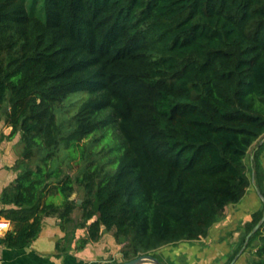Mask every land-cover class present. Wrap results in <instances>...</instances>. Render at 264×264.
Here are the masks:
<instances>
[{"label": "trees", "instance_id": "trees-1", "mask_svg": "<svg viewBox=\"0 0 264 264\" xmlns=\"http://www.w3.org/2000/svg\"><path fill=\"white\" fill-rule=\"evenodd\" d=\"M35 2L0 0V108L23 143L0 194L12 225L1 241L27 246L45 216L74 222L76 186L86 194L78 247L101 226L124 241L125 259L205 237L246 193L245 158L264 137V0ZM77 93L62 119L60 104ZM91 135L106 137L108 165L64 173L57 146L74 159ZM262 154L264 140L251 160L264 195ZM254 241L264 264V223L246 247Z\"/></svg>", "mask_w": 264, "mask_h": 264}, {"label": "crops", "instance_id": "crops-1", "mask_svg": "<svg viewBox=\"0 0 264 264\" xmlns=\"http://www.w3.org/2000/svg\"><path fill=\"white\" fill-rule=\"evenodd\" d=\"M11 130L12 127L4 122V115L0 116V194L19 171L15 164L21 157L18 150L20 133L12 135ZM261 161L264 166V154ZM262 204L257 191L247 188L238 203L225 207L223 216L205 237L162 246L156 251L157 259L162 264H252L251 258L257 256L241 250L230 262L226 261L237 249L242 227L251 220L253 213L262 209ZM72 217L75 221L62 227L57 215L45 216L39 235L23 248L6 246L1 241L6 232L2 231L0 264H114L125 260L124 241L104 226H101L98 240L78 247V239L86 236V229L77 227L78 221L73 214ZM8 229H12L11 224ZM250 250L255 252L256 248Z\"/></svg>", "mask_w": 264, "mask_h": 264}, {"label": "rangeland", "instance_id": "rangeland-1", "mask_svg": "<svg viewBox=\"0 0 264 264\" xmlns=\"http://www.w3.org/2000/svg\"><path fill=\"white\" fill-rule=\"evenodd\" d=\"M40 4H41V0H36V2H35V9L36 10H38L40 8ZM83 96L84 95L82 93H77V94L71 95L68 99H66L63 103H61L60 108H59V116L64 120L68 119L72 114L75 113L77 103L80 100V98H82ZM6 105L7 104L4 103L1 106L0 116L4 115L5 110H6ZM109 134L106 133L105 136L108 135V137H109L112 135L111 133H109ZM98 138H99V135L97 136V140H96L95 135H94V137H93V135H91L87 138H82L80 141H78L76 157L74 159H70V160H68V158L66 157L67 152L64 148L65 147L64 144L61 142L57 146V157H58L57 161H59L60 165L62 166L64 173H67L71 176L79 175L81 173V171L89 164V162H94L95 164H102L104 167H106L108 165L109 160H111V158H112V155L107 154L109 152V149H108L109 143H107L108 141L105 140L106 137L103 138V136H101L100 139H98ZM263 138H261L259 141L255 142L253 144V146L249 149L247 156L245 158V162H246V166H247V172L251 178V184L248 188L254 189L256 191L257 190L259 191V189L257 188V185H256L255 180L253 178V167H252L251 160H252V156H253L254 152L256 151V149L258 147V143H260V141ZM18 150L20 153H22L23 143L20 140H19V149ZM262 152H263V150H262ZM38 156H39L38 154H35V156L32 157V161H31L32 166H34L35 162L39 160ZM70 198L74 199V201L76 202V206H75L72 214L74 215V217L79 222L82 219L81 215L83 213V208H82L81 204L83 203L84 199L86 198V194H85L83 188L76 186L75 191L71 194ZM48 200H52V198H49ZM245 230H246V228L244 225L241 229V232H240L241 238H240V241L238 243L237 249L228 258L226 263L230 262L234 258V256L237 254V252L240 250H241V252L249 253V255H253V254L256 255L255 252H251V250H250L251 248H254L256 241H254L253 244L249 247H246V244L244 245V242L243 243L241 242L242 237L244 236ZM156 251L154 253H148V254H152L153 256L158 258ZM140 254H142V253H140ZM251 259L253 262L252 264H257L258 257H252Z\"/></svg>", "mask_w": 264, "mask_h": 264}, {"label": "water", "instance_id": "water-1", "mask_svg": "<svg viewBox=\"0 0 264 264\" xmlns=\"http://www.w3.org/2000/svg\"><path fill=\"white\" fill-rule=\"evenodd\" d=\"M264 140V138L260 141L262 142ZM258 195L260 196V199L263 201L264 203V196L257 190ZM264 223V213L261 216V218L259 219V221L254 225V227L251 229L250 232H248V234L245 237V241H244V245L247 243L249 237L260 227L261 224ZM148 262H151L153 264H162L161 261H159L155 256H153L152 254H148V253H142L139 254L135 257L129 258V259H125L123 261L114 263V264H146Z\"/></svg>", "mask_w": 264, "mask_h": 264}, {"label": "built area", "instance_id": "built-area-1", "mask_svg": "<svg viewBox=\"0 0 264 264\" xmlns=\"http://www.w3.org/2000/svg\"><path fill=\"white\" fill-rule=\"evenodd\" d=\"M9 225H10V222L8 221V220H6V219H4V218H1L0 219V233L3 231H8L9 229H8V227H9Z\"/></svg>", "mask_w": 264, "mask_h": 264}, {"label": "bare ground", "instance_id": "bare-ground-1", "mask_svg": "<svg viewBox=\"0 0 264 264\" xmlns=\"http://www.w3.org/2000/svg\"><path fill=\"white\" fill-rule=\"evenodd\" d=\"M146 264H153V263H151V262H148V263H146Z\"/></svg>", "mask_w": 264, "mask_h": 264}]
</instances>
